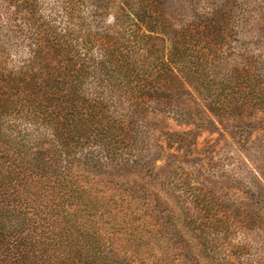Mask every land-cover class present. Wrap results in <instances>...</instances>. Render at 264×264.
<instances>
[{
  "label": "trees",
  "instance_id": "obj_1",
  "mask_svg": "<svg viewBox=\"0 0 264 264\" xmlns=\"http://www.w3.org/2000/svg\"><path fill=\"white\" fill-rule=\"evenodd\" d=\"M44 2L0 0V264H242L224 246L221 197L215 207L199 188L176 191L172 156L146 152L141 98L178 81L157 0H57L47 16ZM78 4L98 24L113 9L100 44ZM17 17L44 39L25 41ZM225 88L217 102L233 98ZM239 212L264 227V214Z\"/></svg>",
  "mask_w": 264,
  "mask_h": 264
},
{
  "label": "rangeland",
  "instance_id": "obj_2",
  "mask_svg": "<svg viewBox=\"0 0 264 264\" xmlns=\"http://www.w3.org/2000/svg\"><path fill=\"white\" fill-rule=\"evenodd\" d=\"M44 1L40 13L47 16L57 0ZM156 10L157 26L167 28L165 50H171L173 42L179 46L177 56L161 57L172 61L178 81L167 95L153 99L146 93L141 98L152 127L146 131L151 136L146 152L158 163L165 161V154L172 156L173 189L190 196L189 188H199L207 200L217 202H212L215 207L222 206L217 217L230 227L224 246L231 260L259 264L264 261V227L239 209L264 214V0H157ZM113 14L111 8L98 24L86 4H78L74 13L85 18V25L93 21L96 45L103 38L99 31L112 23ZM15 22L24 25L21 17ZM28 26L22 28L25 41L44 39ZM31 52L9 65H19ZM221 87L229 88L233 98L217 102L216 90ZM161 133H173L176 142L166 147ZM182 179L187 180V189L180 184ZM213 197H221L223 203Z\"/></svg>",
  "mask_w": 264,
  "mask_h": 264
}]
</instances>
